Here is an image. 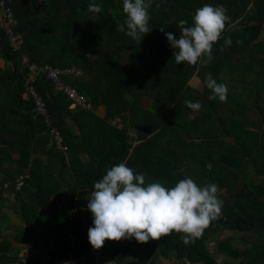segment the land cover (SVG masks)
<instances>
[{
    "label": "trees",
    "instance_id": "obj_1",
    "mask_svg": "<svg viewBox=\"0 0 264 264\" xmlns=\"http://www.w3.org/2000/svg\"><path fill=\"white\" fill-rule=\"evenodd\" d=\"M36 2L38 0H12V6L19 21L17 31L21 33L25 42L22 53L29 55L31 63L39 65L52 64L61 68L76 66L83 72V76L68 81L91 100L95 107L105 108L103 115L80 109L72 111L71 103L66 96L56 92L53 84L44 76L37 78L33 85L46 101L55 126L62 132L65 145L69 150L67 151L88 149L90 140L86 141L85 137L91 136V132H83L87 126L99 122L102 126L108 125L110 128L108 138L98 148L100 160L98 172L92 176L94 180L92 181V177H89L83 187L74 185L72 199L68 203L61 204V207L54 204L52 200L44 199V201L48 200L49 204L44 205L50 214H56V221L61 222V235L72 243L69 237L72 232L75 238L77 236L74 245L77 244L76 228L83 224L81 214L85 209L82 197L89 191L90 193L94 191L95 182L102 179L112 166L127 160L128 167L132 168L135 173L145 176L146 184L149 183L151 177L152 181L161 182L167 188L174 187L179 180L187 178L186 175H192L189 172L193 171L192 176L196 179L195 183L198 186L203 187V184L215 183L221 191L228 194L235 190V182L239 178L237 171L241 170L240 168L246 161L244 155L238 157L239 155L236 153L237 146L241 145L250 154L249 162L254 167L255 175L252 183L243 189L242 196L235 204L227 205L223 209L222 216L213 220L200 237L189 239L185 243L184 233L173 232L170 235L162 236L159 239L160 254L164 257L170 255H176L178 258L188 257L191 263L219 264L212 256L208 244L220 232L231 230L236 232L237 236L234 234V236L218 242L219 252L235 261L225 264H264V135L260 136L251 130L243 129L245 133L243 136L234 128L237 142L229 144L227 143L229 141L226 140L230 149L220 146L222 151L219 153L220 159L217 161L212 158L214 154L213 142H217L220 132L223 131L224 137L234 138V136L229 126H225L224 118L218 116L219 121L215 120V110L213 109L214 114L205 117L206 124L199 126L197 123L186 121L185 115L189 110L186 105L181 107V104L186 99L187 92H191L188 83L195 72L192 71L191 74V71L186 69L184 66L186 62L176 63L173 56L175 49L170 46L165 35V32H171L176 38H179L181 32L179 22L185 20L187 22L185 26H194L195 12L205 4L223 5L227 9V16L231 19L233 12L224 0H152L149 10L152 17L149 28L152 31L144 37V34H141L143 37L141 42L126 35V28L125 32L117 30L118 23H124L126 20V15L123 12V0H94L103 9L98 14L88 11V5L93 0H41L38 9H35ZM235 2L236 4L234 2L233 4L238 8L237 12L242 11V13L252 3L251 0H247V2L246 0H235ZM253 5L252 12L247 14L249 21L242 22L240 30H231L229 23L226 22L221 39L213 47V56L215 64H217L213 65L216 70L221 68L225 63L224 59L228 58L227 50L231 45L225 47V38H230L232 42L236 39L242 40L243 42L240 43L242 49L259 38L263 28L262 24L258 22L250 24L252 22L250 20L252 16L258 15L264 22V0H253ZM35 10L40 13L37 14ZM238 15L236 14V17ZM84 24H87L86 31L81 28V25ZM84 40L91 43L89 47L84 44ZM159 45H161L160 51L166 47L167 50L164 54L169 55L168 52L171 54L176 65L172 66V69L176 74L172 85L167 87L168 95L162 99L163 105L157 114V119H150L151 113L140 106L141 102L138 96H135V104L132 101L133 98L127 99V96H133L127 88L123 70L127 71L128 65L135 60L133 54L147 57ZM0 46V57L11 63L8 69H0V82L12 88L10 95H7L8 99L5 101L1 115L6 123L3 120L0 121L2 132L0 135V161L3 160L1 153H7L10 156L13 153L19 155L17 161L20 174L30 175L22 188L27 191V183L37 176L34 167L38 160H35L34 163L31 162L34 149L36 151V147L43 144L49 146L47 152L49 154H57L61 151L58 152L53 145L43 120L36 116L33 103L26 96L29 68L23 64L21 53L13 52L7 45L1 30ZM92 46L95 47L96 58L88 55ZM222 47H224V51L220 50ZM159 54L163 53L159 52ZM126 55L130 56L128 62H125L124 56ZM159 58L156 56L154 63L157 64ZM222 58L223 60H221ZM94 63L99 65L94 66ZM262 69H264V63ZM183 84L184 87L181 86ZM205 92L206 86L203 95ZM191 96L195 101L200 98L198 95L192 94ZM169 118H172L173 121H166ZM109 119L120 120L123 127L119 129L112 127ZM8 120H11L12 124ZM134 127L140 129L137 135L129 132L130 128ZM191 127H195L199 132L197 138H189L192 136ZM200 127L204 130L201 131ZM80 142L87 144L82 146ZM248 143H252L253 147L248 149ZM255 151L259 152L257 158ZM59 163H65L64 156L61 155ZM209 164L210 166H208ZM81 177L85 178V175H78V180ZM257 178H262L261 182H256ZM14 179V177H8L1 182L0 198L4 192H20L15 190L14 182L17 179ZM232 182H234L233 185H231ZM7 183L11 185L9 188L4 187ZM80 190H82L81 193ZM32 195L34 198L37 197L36 192ZM74 203L78 205V213L73 215ZM255 232L260 233V238L263 239L259 240L261 242L251 244L252 249H250L251 246H248L245 237ZM47 239H49V233L43 234L40 240L46 242ZM239 241L246 245L245 250L233 247L232 243ZM80 243L82 244V241ZM146 246L150 252L153 251L150 241L146 243ZM90 247L91 244L88 246V250ZM68 248L70 249L69 245ZM154 255L152 254V256ZM114 259L124 264L118 258ZM86 264H94L91 254L90 258L86 260ZM135 264H139V262L136 261Z\"/></svg>",
    "mask_w": 264,
    "mask_h": 264
},
{
    "label": "crops",
    "instance_id": "obj_2",
    "mask_svg": "<svg viewBox=\"0 0 264 264\" xmlns=\"http://www.w3.org/2000/svg\"><path fill=\"white\" fill-rule=\"evenodd\" d=\"M224 2L233 12L232 18L230 19L228 17L227 21L231 30H240L242 28V22L249 21L247 14L253 10V0H251L252 3L246 8L244 13L242 11L237 12L238 8L233 4V2L236 4L235 0H224ZM236 14H239L240 17L239 15L236 17ZM250 21H252L250 24L254 22L262 24L263 28L259 38L243 49L241 48V44L237 42L239 39L233 41L231 47L227 50L230 63L225 62L226 65H234V74L230 75H234L233 79L236 82L231 87H236V91L233 90V92L239 95L245 94L244 102L246 104L244 106H235L236 108L234 107V110L230 108L228 116L223 115L222 118L225 119L224 124L225 126H229L233 135L236 132L234 128H240V134L243 136L245 134L243 129L251 130L263 136L264 123L262 127L260 119L264 122V70L262 69V64L264 63V22L258 15L252 16ZM241 42L243 41L241 40ZM10 65V62H6L0 57L1 70L8 69ZM11 90L12 88H9L7 84L0 82V121L3 120L5 123L6 120L1 115L5 101L8 99L7 95H10ZM242 101L239 102V100H236L235 103L238 105ZM98 108L102 109L103 112L105 111V108L102 106ZM226 108L224 107L222 110ZM219 112L222 113V111ZM237 115L238 117L236 118ZM214 118L215 120L218 119L216 115ZM8 121L12 124L11 120ZM121 127H123V124L119 122V127L117 128L119 129ZM135 129L138 130L137 127H134L130 128L129 132L136 135ZM86 130H90L91 132V136L85 137L86 141L88 139L90 140L87 150L71 151L65 155L61 153L62 151L57 154H49L47 153L49 146H44L43 144L36 147V151L34 149L31 162L34 163L35 160H38L34 167L37 176L27 183L26 188H32L37 193V197L34 198L25 188L17 193L4 192L2 194L0 198V264H34L36 262V264H86V260L90 258V251L88 250V246L90 245L88 229L93 226V215L87 208L88 199L91 197L90 191L82 197V203L85 209L81 214L83 224L76 228L78 233L76 245H74L76 240L70 243L69 239L67 240L61 235V222L56 221V214H50V211L46 208V205L49 204L47 202L48 200H52L54 204L56 203L60 207L61 204L68 203L73 197L72 187L74 185L76 187H83L84 183H87V180H89V177L95 176L96 172H98V162L100 160L98 148L101 144H104L110 130L104 128L99 122L98 124L95 122L87 126ZM1 133L0 130V135ZM226 138L231 142H236L234 138ZM80 144L83 146L87 143L80 142ZM61 155L65 158L64 164L59 163ZM1 157L3 160L0 161V184L5 178L14 177V180H16L27 174L23 173L24 175H22L19 172L20 167L17 161L19 155L17 153H13L12 156L7 153H1ZM74 167H78L80 169L79 171L85 175V178L81 177L78 180V175H75V173L79 174L80 172L75 171L72 173ZM240 171H243V175L246 176V171L243 168ZM237 173L239 174V171ZM186 177L188 178V175ZM93 180L94 178L92 177ZM153 182H156V180L152 181L150 177L149 183ZM79 192L81 193L82 190ZM234 192L236 193V190L231 193L233 196H235ZM231 194H225L224 191H220L219 199L224 203L218 217L222 216L223 209L227 205L235 204L240 197L236 196L233 202H229L228 198ZM45 198L48 200L44 201ZM226 231L231 232V230ZM226 231H222V233ZM48 233L49 239L46 242H41L42 235H47ZM233 233L232 231L225 238L234 236ZM221 240H223L222 234L210 240V242H216V249L214 250L210 247V242L208 244L209 250L210 248L212 250H210L211 254L214 253L212 256L219 264L235 262L230 257L219 252L218 242ZM81 241L82 244L80 243ZM149 241L153 248L152 252L149 251L146 243H139L135 238L131 240L106 241L102 250L114 258H118L124 264H135L136 261L139 264H203L201 262L191 263L188 257L178 258L176 255L164 257L160 254L159 240ZM152 254L155 255L152 256ZM222 256L225 258L220 259ZM219 260H224V262L222 263Z\"/></svg>",
    "mask_w": 264,
    "mask_h": 264
},
{
    "label": "clouds",
    "instance_id": "obj_3",
    "mask_svg": "<svg viewBox=\"0 0 264 264\" xmlns=\"http://www.w3.org/2000/svg\"><path fill=\"white\" fill-rule=\"evenodd\" d=\"M151 4L152 0H123L126 20L118 23L117 30L125 32L126 28V35L141 42L152 31L149 28ZM102 10L94 0L88 5L91 13ZM193 21L194 26H185V20L179 22V38L165 32L175 49L173 56L177 64H206L214 59L213 47L225 31L227 9L223 5L205 4L196 10ZM231 43L230 38H225V47ZM220 50L224 51V47ZM205 82L212 93L209 100H227L229 89L225 83H218L211 73L206 74ZM184 103L193 111L202 108L200 102L185 100ZM220 191L215 183L201 187L192 178L181 179L171 188L161 182L146 184L145 176L135 173L124 160L109 168L94 184L87 204L93 215V226L88 229L89 243L100 250L106 241L135 238L139 243H147L173 232L184 233L187 243L200 237L221 213L224 202L219 199Z\"/></svg>",
    "mask_w": 264,
    "mask_h": 264
},
{
    "label": "rangeland",
    "instance_id": "obj_4",
    "mask_svg": "<svg viewBox=\"0 0 264 264\" xmlns=\"http://www.w3.org/2000/svg\"><path fill=\"white\" fill-rule=\"evenodd\" d=\"M41 2V0H38V2H36L34 8L38 9L39 3ZM36 11V10H35ZM112 11V10H110ZM37 14H39V11H36ZM87 24L81 25V28L83 30H87ZM80 28V30H81ZM169 42V41H168ZM84 44L89 45L91 43H89V41H85L84 40ZM103 45V43H102ZM164 46V45H163ZM157 49L150 52L147 57L143 56V55H134L133 54V58H135V60L132 61L131 64L128 65L127 67V71L123 70L125 73V77H126V85L127 88L131 91V94L133 97L127 96V99L133 101V103L135 104L136 102L135 100V96H138L140 98V106L145 109V111L147 110L148 112L151 113V117L150 119L156 118L157 119V114L160 111V108L162 107V99L164 96H167V87H170V85H172V81L175 79L174 75L176 74L174 71V69H172V66H176L171 54L168 52L169 55H166V53L164 54L166 47L163 50H159V48H161V45L156 46ZM96 48H98V46L96 45ZM95 47L92 46L91 49L88 51V55L90 57H94L96 58V52L94 51ZM163 53L162 55L159 54V52ZM170 51V49H169ZM156 54V55H155ZM161 55V56H160ZM143 56V57H142ZM156 56L158 59L157 64L154 63V60L156 59ZM125 58V62H128L130 59L129 55L124 56ZM223 60V58L221 59ZM224 62L230 63L228 58L224 59ZM96 65H99L97 63H94ZM215 59L212 60L209 63H197L196 65H191L188 64L187 62L184 64V66H186V69H189L191 71H193V75L191 76L192 78L190 79L188 86L191 87V92H187V97L185 100H191L193 102H200L202 104V108L199 111H193L192 109H189L187 106V109L189 110L188 113H186L185 115V119L187 122H194L197 123L199 126L203 125L206 120L205 117L206 116H210V114H214L212 111L215 110V115L218 118V116H220V118L224 115V116H228L229 110L230 108H232V110H234L235 106H239L242 105L244 106L246 104V102H244V98H245V94H237L236 92V87H231L234 82H236L233 79L234 75H230V74H234V65L233 64H229L226 65L225 63L222 65L221 68H218L216 70L215 68ZM178 69V68H176ZM264 70V69H263ZM207 73H211L212 77L214 79L217 80L218 83H225L228 86L229 92H228V96H227V100L226 101H220L218 98L215 100H209L208 97L212 94L211 90L207 88L206 86V82H205V77ZM215 74V75H214ZM217 74V75H216ZM180 86V85H179ZM184 87V84L181 85ZM206 86V92L205 95L204 94V88ZM172 88V87H171ZM186 89V88H185ZM141 90V91H140ZM195 90L199 91L200 93H198L197 91L195 92ZM193 91V92H192ZM198 95L200 98L195 101L191 95ZM158 99V100H157ZM184 100V101H185ZM239 100L242 101L241 103H238V105H236L235 101ZM185 103L183 102L181 104V107H184ZM224 107H227L225 110H222ZM236 108V107H235ZM70 109L72 111H78L79 109L74 108L72 106H70ZM140 109V108H139ZM213 109V110H212ZM222 111V113H220L219 111ZM237 110V109H236ZM99 113L104 114V112L102 111V109H98ZM143 112V111H141ZM140 113V111H139ZM146 113V112H145ZM149 117V115H148ZM238 117V115L236 116V118ZM166 121H173L172 118L167 119ZM215 121V120H213ZM218 122V120H216ZM110 125L112 127H119V122H121L118 119H109ZM113 122H117L118 125H114ZM260 122L262 123V127H263V121L260 119ZM182 124H188V123H182ZM206 124V123H205ZM110 126V127H111ZM117 126V127H116ZM104 128H108V130H110L109 126L105 125ZM192 128V132H191V139L197 138L199 136V132L196 130L195 127H191ZM264 128V127H263ZM136 133L138 134L140 129H135ZM200 130L203 131L204 129L202 127H200ZM75 131H77V129H75ZM92 131V130H91ZM236 131L238 133H240L241 129L240 128H236ZM85 133L90 132V130H85L83 131ZM136 134V135H137ZM222 131L220 132V137H218L219 139H217V142H213V157L215 160L218 161V159H220V154L222 153L220 146H224L227 149H230V146L227 144H235L234 142H230V140L226 137H224L222 135ZM78 135V134H77ZM222 135V136H221ZM185 136V134H184ZM234 136V135H233ZM234 139L237 142V137L234 136ZM229 142H227V141ZM263 140V139H262ZM227 142V143H226ZM248 149H250L251 147H253L252 143H248L247 144ZM255 150H258L257 148H254ZM254 149H253V154H254ZM69 151V150H68ZM67 152H61L64 153L66 155ZM236 153H238L237 155H239L238 157H240V155H244V157L246 158L245 163L242 165V167L240 169H244L246 171V176L243 175V171H239V178L237 179V181L235 182V196H233V194H231L228 198L229 202H233L235 200L234 197L236 196H242V191L243 189L248 185L252 183V180L254 178L255 175V171H254V167L253 165L249 162V156L250 154L248 153L247 150L243 149V147L241 145H238L236 148ZM256 152V158L259 157L258 154L259 152ZM210 166V164L208 165ZM200 167V166H198ZM197 168V166H196ZM80 169L78 167H74L72 173H74L75 171H79ZM195 171V169H194ZM80 172V171H79ZM82 174V172H80ZM75 173V175H80ZM190 174H194L193 171L189 172ZM186 175V173H185ZM192 175H188V177H193ZM194 180V182H196V179L193 177L192 178ZM262 178H257L256 182H261ZM234 182L231 183V185H233ZM237 186V187H236ZM29 190V191H28ZM27 192L29 194H34V190L32 188H28ZM226 231V230H225ZM263 231V229L261 230V232ZM232 233V231H226V232H220V234H222L223 236V240L229 236ZM263 233V232H262ZM233 234H235L237 236V233L234 232ZM262 240L263 238H260V233L255 232L252 234H248L245 237V240L248 243V246H251V244H255L257 242H261L259 240ZM233 247H236L242 250H245L246 245L243 242H233L232 243ZM209 247V245H208ZM210 247L214 250L216 249V242H210ZM210 248V250H211ZM250 249H252V246L250 247ZM212 251V250H211ZM214 255V253H212ZM225 257L222 256L220 257V259H224ZM220 262H224V260H219Z\"/></svg>",
    "mask_w": 264,
    "mask_h": 264
},
{
    "label": "built area",
    "instance_id": "obj_5",
    "mask_svg": "<svg viewBox=\"0 0 264 264\" xmlns=\"http://www.w3.org/2000/svg\"><path fill=\"white\" fill-rule=\"evenodd\" d=\"M19 21L12 6V0H0V30L2 31L7 45L15 53H21L23 64L28 66L29 78L26 86V96L31 100L34 106V111L37 117H40L47 128V134L51 137L53 145L58 151L66 152L68 147L65 145V139L62 132L55 126L53 119L49 114L47 103L40 95L33 83L40 76H44L49 80L54 90L62 93L70 101L71 106L80 110L91 111L95 114H100L99 108L95 107L94 103L89 100L77 87L72 85L68 80L78 79L83 76V72L76 68H61L52 64H36L30 62V57L23 54L24 38L20 32L17 31ZM1 51V46H0ZM117 125V122H113ZM29 175L21 176L14 182L15 190L20 191L25 186V181L29 179ZM10 184H5V188H9ZM75 207L72 209L73 215L78 213V205L74 203ZM72 219V217H71ZM72 242H75V236L71 232L69 235ZM90 254L93 257L94 264H121L112 255L104 250H96L90 247Z\"/></svg>",
    "mask_w": 264,
    "mask_h": 264
}]
</instances>
